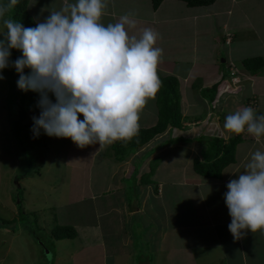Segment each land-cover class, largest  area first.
<instances>
[{
	"label": "crops",
	"instance_id": "obj_1",
	"mask_svg": "<svg viewBox=\"0 0 264 264\" xmlns=\"http://www.w3.org/2000/svg\"><path fill=\"white\" fill-rule=\"evenodd\" d=\"M46 3L43 10H59L63 0H46ZM126 13L133 14L135 20V27L129 28L130 35L138 36L146 27L160 34L156 46L163 49V58L157 71L159 77L174 76L179 82L181 126H168L123 160H115L117 163L111 169L101 160L99 170L103 177L99 176L96 192L90 191L91 162L73 164L71 183L84 180L90 185V195L79 191L81 187L77 183L74 189L70 188L68 204L83 199L93 202L88 207L87 219L84 214L78 222L68 218L59 223L54 214L56 224L73 225L77 231L75 238L80 237L73 260L78 264H132L129 260L138 237L146 234L143 243L150 244L155 264L189 261L198 264L193 251L210 246L218 249L216 263L264 264V230L247 231L241 238H234L228 229L231 217L224 202L227 183L237 178L235 171L251 153L264 151V137L258 141L246 132L240 134L235 160L223 169L219 179L202 177L193 170V160L203 157L204 145L194 148L191 142L192 154L184 157L188 149L182 144H166L171 134L199 136L206 143L213 134L212 138L226 140L236 135L223 127L227 115L245 106H251L258 115L264 114V66L253 73L242 65L249 57L260 56L264 60V0H215L205 6L163 0L156 9L150 0H113L108 3L102 20L105 25L115 23ZM207 89L214 90L212 98L205 92ZM156 97L157 94L150 99L153 111L151 106L147 108L148 104L142 109L140 116L148 120L140 123L139 128L157 122ZM161 137L164 138L160 140ZM153 140L157 141L153 143L158 147L156 151L153 146L149 148ZM191 140L199 145L195 139ZM106 146L111 144L101 148L96 144L92 159L97 156L103 159ZM166 149L176 150L166 155L162 153ZM240 150H245L241 156ZM160 154L161 159L152 166ZM145 174L150 176L146 183L141 182ZM10 202L13 207L9 208L11 218L7 226L18 216L14 202L11 199ZM57 206L58 211L61 206ZM38 209L44 219L48 211L44 214ZM67 211L63 215H69ZM14 238L7 241L0 232V264L16 263L15 259L9 262L7 257L9 251L16 250ZM75 249L69 252V258ZM151 262V256L147 261L140 260V264Z\"/></svg>",
	"mask_w": 264,
	"mask_h": 264
},
{
	"label": "clouds",
	"instance_id": "obj_2",
	"mask_svg": "<svg viewBox=\"0 0 264 264\" xmlns=\"http://www.w3.org/2000/svg\"><path fill=\"white\" fill-rule=\"evenodd\" d=\"M19 3L0 4V80L14 67L17 88L38 94L39 115L32 117L34 138H70L79 148L130 140L137 135L142 109L161 87L158 64L163 49L151 27L130 35L131 13L105 25L107 0H63L35 27H25L7 14ZM22 53L10 61L11 50ZM25 69L29 73L25 74ZM54 97V100L52 99ZM83 119H80V117ZM223 127L258 141L264 137V114L251 106L238 108ZM231 179L224 202L231 217L228 229L239 239L264 230V151L256 150L244 171Z\"/></svg>",
	"mask_w": 264,
	"mask_h": 264
},
{
	"label": "rangeland",
	"instance_id": "obj_3",
	"mask_svg": "<svg viewBox=\"0 0 264 264\" xmlns=\"http://www.w3.org/2000/svg\"><path fill=\"white\" fill-rule=\"evenodd\" d=\"M110 1L113 0H107V3H110ZM52 2L54 3V1ZM45 3L46 0H28L27 2L26 10L31 15L35 24L42 22L44 18L49 15V11L42 9ZM247 6L250 7V2H247ZM53 9L55 8L51 10ZM250 13L256 16L255 13ZM249 18L252 20L251 15H249ZM102 22L105 24L104 20H102ZM4 31L5 29L2 23H0V33ZM2 38L3 36L0 35V39ZM21 55L22 53L20 51L12 49L10 61L16 60ZM27 71H29V69H27ZM16 73L14 67L9 66L2 71L4 79L0 80V217L6 220L11 218L10 209L13 207L9 204L11 199L16 206L14 207L16 212L20 210L16 203L18 201L22 203L25 212H33V215L34 213L38 215V208H40L44 214L48 211L45 218L39 221L42 222L49 231L55 225L57 217L59 223H61L62 220L68 221V218H75L78 222L80 218H83L84 214L85 219H87L86 213H89L88 207L93 204L92 201L83 199L81 202L72 205L68 204L70 188L74 189L77 183H79L81 187L79 191L85 192L86 196L90 195V193H88V187L90 185L87 186L84 180L78 179V181L71 183V176L74 175L72 172L74 170L73 164L76 162L80 163V161L82 164L91 162L92 172L90 175V182L92 187L90 191L96 192L99 187V176L103 177L101 170H99V162L103 160L105 167L110 166L111 169L117 163L115 162L117 159L113 156H109L110 146H106L103 150V159H99V156L92 159L96 144L89 145L85 148H79L70 138L49 137L44 134L43 131H41L38 138H34L31 132L33 123L32 117L34 115H39V109L36 107V102L39 97L35 92H23L17 88L16 82L18 80V74L15 75ZM52 99L54 100V97H52ZM21 100L23 101L25 118L23 121L17 122L18 106ZM149 101L150 99L147 102V108L151 106V111H153L154 105ZM210 104L212 103L210 102ZM80 119H83V117L81 116ZM147 120V117L142 118V116H140L139 124L147 122ZM213 135L209 136L207 140L211 139ZM163 138L164 137H161L160 140ZM168 139L166 144L177 142L179 145L182 144L183 147L188 149V152L183 154L184 157H187V155L189 156L190 152L192 154L191 142L194 148L204 145L202 150H206L209 146V143L202 142L199 136H183L180 134L174 136L171 134V138ZM191 139L198 141L199 145L195 144L196 142L194 143ZM164 141L162 142L165 143ZM156 142V140H153L149 148ZM153 150H158V147L153 146ZM175 150L176 149H166L162 153L168 155L169 153H174ZM244 152L245 150H240L239 155L241 156ZM161 156L162 154L156 157L152 166L159 162ZM248 159L242 163L240 169L235 171V174L238 175L244 171V164ZM82 168L89 170V167ZM144 177L148 178L150 176L145 174ZM129 190L131 189H128V191ZM94 201V203H96L97 200ZM57 204L61 206V209L58 211ZM24 211L19 212L18 216L23 215ZM63 211H67L69 215H63ZM55 213L56 218L54 215ZM18 216L15 219L16 221L10 226H7L6 223H0V232L2 236H6L7 241L12 240L13 236L15 237L14 247L16 248V252L13 250L8 252V261L10 259H15L17 264H70V262L71 264H78V261L76 263L73 259L74 253L76 252V244H79V236L74 239L54 241L50 234H45L43 228L37 229L35 224L30 222V219L25 220L24 217L19 218ZM12 230L14 231L13 233ZM145 239L146 234H144V237H138L134 255L132 256V260H129L130 263L140 264V260L147 261L151 256V264H155V254L151 253L150 255V244H144L143 240ZM152 241L153 245H155L154 240ZM45 246L47 248H45ZM72 249H75V251L69 258L68 254ZM193 255L196 261L195 263L219 264L214 261L216 255H218V249L212 246L203 249V251H193ZM209 258L213 261H210ZM179 263L184 264L182 262ZM185 264H191V262L189 261Z\"/></svg>",
	"mask_w": 264,
	"mask_h": 264
},
{
	"label": "trees",
	"instance_id": "obj_4",
	"mask_svg": "<svg viewBox=\"0 0 264 264\" xmlns=\"http://www.w3.org/2000/svg\"><path fill=\"white\" fill-rule=\"evenodd\" d=\"M154 9L158 8L163 0H150ZM184 1L188 6H205L210 5L215 0H181ZM8 0H0V4H6ZM28 0H19V3L11 10L7 15L12 19L20 22L25 27H35L36 24L32 19L31 15L26 10ZM15 61V60H14ZM242 65L245 69L256 73L264 66V60L262 57H249L242 61ZM30 71V70H29ZM29 71L25 69V74ZM17 75V73L15 74ZM18 76V75H17ZM19 78V76H18ZM162 82L161 87L157 93L156 106H157V122L150 127H142L138 129V133L130 140H118L111 144L110 153L117 160H123L130 153L134 152L141 146L148 143L157 135L163 133L168 126L170 127H180L181 126V111H180V94H179V82L174 76H164L160 77ZM209 91V97H213L212 89ZM212 95V96H211ZM25 118V110L23 108V101H19L18 114L16 121L21 122ZM241 137L239 135H233L228 139H223L221 137H213L209 139L208 148L204 151L203 157L201 159L193 160V170L195 173L206 178H221L223 169L233 163L235 160V149L237 144L240 142ZM18 180V179H17ZM141 182H149V179L143 176ZM14 197V196H13ZM17 206L21 211H24L21 202H16ZM19 210V212H21ZM40 210V209H38ZM18 212V213H19ZM37 214L33 212H25L23 215L18 216L19 218L24 217L25 220H29L35 224L37 229L43 228L45 234H50V236L55 241L61 239H74L77 236V231L71 224H56L49 231L47 227L44 226L40 216L42 214ZM30 217V218H29ZM8 221L0 218V223L4 224ZM44 222V221H43ZM45 248H47L45 246ZM44 248V249H45Z\"/></svg>",
	"mask_w": 264,
	"mask_h": 264
},
{
	"label": "built area",
	"instance_id": "obj_5",
	"mask_svg": "<svg viewBox=\"0 0 264 264\" xmlns=\"http://www.w3.org/2000/svg\"><path fill=\"white\" fill-rule=\"evenodd\" d=\"M234 72H235V71H234ZM234 72H233V73H234Z\"/></svg>",
	"mask_w": 264,
	"mask_h": 264
}]
</instances>
